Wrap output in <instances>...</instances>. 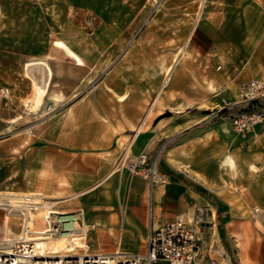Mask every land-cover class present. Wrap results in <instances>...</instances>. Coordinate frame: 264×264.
Instances as JSON below:
<instances>
[{
  "label": "crops",
  "instance_id": "crops-1",
  "mask_svg": "<svg viewBox=\"0 0 264 264\" xmlns=\"http://www.w3.org/2000/svg\"><path fill=\"white\" fill-rule=\"evenodd\" d=\"M27 1L0 0V16H26ZM167 7L195 8L188 14L193 26L183 51L166 68L168 98L179 100L178 111H185L187 101L189 106L202 104L203 98L232 103L243 83L264 75V0H168ZM73 48L55 42L45 54L30 55L20 51L25 44L0 42V86L11 90L9 97L0 98V192L35 194L59 212L80 213L90 241L145 239L138 253L146 251L152 230L199 205L214 209L215 225L223 234L224 216L199 186L172 175L149 187L144 178L115 167L128 141L124 131L135 128L141 113L138 95L125 93L122 81L109 90L91 88L89 62L84 55L72 58ZM55 49L64 53L63 63L55 62ZM32 100L38 107L30 111ZM188 119L179 130L203 120L191 111ZM8 231L18 232L6 216L0 241L9 237ZM100 252L114 253H95Z\"/></svg>",
  "mask_w": 264,
  "mask_h": 264
},
{
  "label": "rangeland",
  "instance_id": "rangeland-1",
  "mask_svg": "<svg viewBox=\"0 0 264 264\" xmlns=\"http://www.w3.org/2000/svg\"><path fill=\"white\" fill-rule=\"evenodd\" d=\"M167 2L37 0L35 5L34 0H28L26 16H0V42H6L7 46L22 43L26 49L20 51L43 55L51 44L63 41L74 47L72 58L76 60L83 55L87 58L91 88L109 90L122 81L125 93L138 95L141 113L135 128L124 131L128 141L123 143L115 167L144 178L151 187L144 173L136 174L129 168L145 153L151 161L157 162L154 186L176 175L215 199L224 216L223 234L218 233L217 214L210 206L199 205L179 217L203 231L204 264H232V261L234 264H264V122L238 133L229 118L215 116L231 102L217 104L212 97L203 98L198 106H189L192 102L187 101L185 111L177 110L181 107L177 104L179 100L168 98L172 93L169 92L170 81L165 84L166 68L174 63L177 53L183 51L189 28L193 26L192 15L188 14L195 8L169 11ZM55 50L58 52L55 62L63 63L64 53ZM254 78L264 81V75ZM195 88L199 91L200 84ZM44 96H41L42 102ZM63 98L61 95L59 99ZM237 99L238 95L233 102ZM57 100L46 109L53 107ZM37 107L32 100L29 110ZM190 111L202 119L207 118L196 126L179 130L185 119L189 122ZM174 130L175 133H170ZM78 214L64 216L63 219L72 220L67 228H74L76 222L82 223ZM6 215L0 208V224ZM11 223L13 229L19 231V219L11 218ZM64 236L70 237V234ZM82 241L88 247L78 249L79 254L98 251L135 254L146 246L145 239L90 241L85 236Z\"/></svg>",
  "mask_w": 264,
  "mask_h": 264
},
{
  "label": "built area",
  "instance_id": "built-area-1",
  "mask_svg": "<svg viewBox=\"0 0 264 264\" xmlns=\"http://www.w3.org/2000/svg\"><path fill=\"white\" fill-rule=\"evenodd\" d=\"M9 87L0 86V98L10 96ZM216 117L229 118L238 133H245L256 124L264 122V81L259 78L244 83L235 102L227 104L215 113ZM164 148V146H163ZM132 172L144 173L150 181V186L157 183V162L151 161L145 153L136 158L129 165ZM29 203L13 204L11 200L0 201V208L5 210L6 216L18 218L19 231L12 241L0 242V264H204L201 256L203 245V231L197 226L177 218L152 230L147 240V249L144 253L116 254L100 252L87 255H64L51 257L43 254L38 244L31 240L46 231L45 236L57 237L70 234L66 226L72 222L63 219L64 216L74 214H45L43 225L39 229L33 225L35 215L46 210L45 204L30 199ZM49 212L55 210L49 206ZM77 216V215H76ZM69 217V218H70ZM47 255V256H46Z\"/></svg>",
  "mask_w": 264,
  "mask_h": 264
},
{
  "label": "bare ground",
  "instance_id": "bare-ground-1",
  "mask_svg": "<svg viewBox=\"0 0 264 264\" xmlns=\"http://www.w3.org/2000/svg\"><path fill=\"white\" fill-rule=\"evenodd\" d=\"M26 103H27V105L29 104V102H26ZM5 199H8V200L10 199L11 202H13V204H16L17 202L29 203V202H31L30 199H32L35 202L42 201L45 204V208L46 207L47 208H46L45 212L40 211L38 214L35 215L36 220L38 218H40V216L42 217L41 220H43L44 213L45 214H48V213L54 214L53 218H55L57 216L56 214H65L64 212H59L58 210H53V211L49 212V209H50L49 206L50 205H48V203H46L45 199L43 200V197L35 195V194H15V193H11V192H8V193L0 192V201H3ZM8 217H10V216L8 215ZM33 225L36 226V224H33ZM83 226H84L83 223L76 222V225L74 228L67 229L70 231V237H66V236H57V237L45 236L46 231L42 232L43 228L39 229V227L36 226L39 229L40 233H38L39 235L36 238H33L31 240L35 241L38 244V248L40 249V251L44 255L49 254L48 256H51V257H60V256H64V255H71V256L75 255V256H77V255H79L78 249H83V248L88 247V245L82 241L85 238L86 231H87L86 226L85 227H83ZM8 234H9V237L1 240L0 242L12 241L14 239L13 237L17 236V234L12 232V231H8ZM87 254H92V253H88V252L84 253L83 252L80 255H87ZM116 254H123V252H116Z\"/></svg>",
  "mask_w": 264,
  "mask_h": 264
}]
</instances>
